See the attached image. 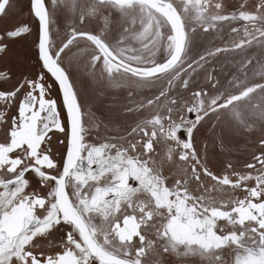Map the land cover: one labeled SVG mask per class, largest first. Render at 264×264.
Returning <instances> with one entry per match:
<instances>
[{"label": "snow or ice", "instance_id": "1", "mask_svg": "<svg viewBox=\"0 0 264 264\" xmlns=\"http://www.w3.org/2000/svg\"><path fill=\"white\" fill-rule=\"evenodd\" d=\"M50 6L54 9L56 0H29L35 30L25 22L0 31V58L8 55L12 42L35 35L42 69L18 74L8 66L0 68V264H171L196 254L220 264L225 249L232 264H264V138L258 142L262 150L243 164L245 171L227 162L219 175L208 168L207 144L199 149L197 144L206 118L264 84L230 96L223 104L213 97L208 111L199 100L207 90H196L191 95L198 102L186 108V117L173 120L169 108L165 117L155 114L122 130L113 119L96 114L94 104L76 86L78 75L87 74L101 84L118 73L148 81L176 67L182 47L170 36L163 62L144 61L141 55H129L136 49H113L104 30L107 23L99 31L72 25L57 43L50 28ZM10 7L11 0H5L0 18ZM88 19L81 11L78 25L86 26ZM81 41L87 46L76 47ZM123 41L122 35L114 39L117 44ZM226 50L215 48L205 55ZM188 86L185 79L183 88ZM167 91L147 103L160 100ZM170 103L176 104L175 97ZM157 129L172 145L169 161L177 148L178 160L192 161L190 175L185 171L182 178L170 180L163 174ZM220 147L224 150L223 141ZM202 174L215 184L242 191L243 197H235L229 207L228 202H210L215 188L193 195L190 182L203 187ZM174 219L194 225V230L174 234ZM129 220L138 227L125 235Z\"/></svg>", "mask_w": 264, "mask_h": 264}, {"label": "flooded vegetation", "instance_id": "2", "mask_svg": "<svg viewBox=\"0 0 264 264\" xmlns=\"http://www.w3.org/2000/svg\"><path fill=\"white\" fill-rule=\"evenodd\" d=\"M28 4L29 0L26 1L25 6L27 7ZM93 4V10L87 11L90 14L86 25L88 29L82 31H99L104 29V25L107 23V28L104 30L114 50L136 49V52H130L129 55H141L144 57V61L154 59L156 62H163L168 54L170 36H174L176 42L183 49L176 67L148 81L138 80L130 74L122 73L116 74L106 84H101L87 74H82L83 78L81 75L78 76L79 78L77 77L76 86L80 89L81 94L94 104L93 110L96 114L103 115L106 119H113L122 130H127L136 122L147 121L155 114L165 117L169 114V108L172 109L173 120L181 115L186 117V108L194 101L198 102V99L191 95V92L196 90L201 92L207 90V96H201L199 100L203 101V108L208 111L211 107L210 99L213 97H219L217 103L223 104L230 96L239 95L248 88L264 84V57L259 58L261 62L257 66V58L253 55V49L256 48L257 43H259V51L264 54V0H117L115 3L113 0H105L102 4L98 0H93ZM19 6L17 0H11V7L7 14L0 18V31L12 25L15 16L12 12H19ZM4 8L5 0H0V12H3ZM98 8H103V10ZM25 13L26 11L23 12V14ZM241 13L245 14V18H241ZM219 14L229 18L219 19ZM222 23L227 24L222 25ZM125 28H127L126 35L123 31ZM205 28L208 30L205 31ZM234 28L237 29L236 32L232 31ZM160 29L162 36L166 39L162 43L157 34ZM121 35L124 37L123 44L115 43V37ZM241 41L245 42L243 46L234 47ZM83 42V45L79 43L76 47H86L87 42ZM215 48L227 50L216 55H205ZM75 50L73 49V51ZM201 56H205V59L200 60ZM30 62V68L18 73L34 74L42 70L36 56ZM225 63L236 66L239 71L236 79H233V90L223 87L219 88V93H213L216 92L219 85L218 71L223 68ZM189 65L192 67L189 68ZM185 79L189 81L187 89L183 88ZM241 79H245V82L242 83ZM214 83L216 86L212 87ZM139 85L140 87H137ZM98 86H104V89H99ZM165 89L168 91L164 97L155 100L150 105L147 103L149 98ZM99 91L104 92L103 97H110V104H101L102 99H99L101 97L98 96ZM129 91L131 92L129 93ZM172 97H175L176 104L170 103ZM117 102L120 109H118V105H115ZM128 107H132L134 111L125 112L124 109ZM219 112H226L225 117L222 118ZM209 117L214 119L211 118V121ZM209 117L204 122V128H201L198 133L197 144L198 149L203 144H207L208 168L218 175L222 174L226 163L219 165V156H215V159L210 158L209 152H212L213 144L211 142L213 140H210L209 134H212L214 129H218L219 126L220 131L221 128H229L228 124L232 125L234 130L230 129L234 132L236 130L237 137L231 138V140H242L239 137H242L240 135L243 132L253 134L257 131L260 135L256 141L251 140L244 143L242 148L236 149L240 150L242 156L238 153L232 159V163L241 172L245 171L243 164L250 162L253 155L262 150L258 142L264 138V88H255L243 99L235 101L226 108L219 109ZM214 123L215 128L212 127ZM249 125L253 126V130L250 132L245 130ZM148 126L151 129L152 126ZM163 131L165 134L168 132L167 120H165ZM101 134H104L103 130ZM157 136L159 152L157 159L163 161V174L170 180L182 178L185 171L190 175L192 161L178 160V148L174 150L171 161H169L168 148L172 145L160 136V129H157ZM219 140H214L217 151L219 150ZM201 180L203 187H199L195 181H192L189 185L190 190L193 195H200L207 188H215L216 190L210 193L215 199L210 202H214L216 206L224 201L228 202L231 207V201L235 197L242 198L244 195L240 190L215 184L211 178L203 176V174ZM166 199L165 196L164 202ZM137 227L135 220H129L125 235L135 232ZM171 227L174 234L185 235L194 230L195 226L190 227L189 224L174 219ZM225 228L227 230V226ZM113 243L115 244V241ZM220 255L224 257L220 264H232L231 254L228 250H221ZM171 264H217V262L201 260L199 254H196L187 260L172 261Z\"/></svg>", "mask_w": 264, "mask_h": 264}, {"label": "rangeland", "instance_id": "3", "mask_svg": "<svg viewBox=\"0 0 264 264\" xmlns=\"http://www.w3.org/2000/svg\"><path fill=\"white\" fill-rule=\"evenodd\" d=\"M26 1L27 0H17V2L20 5L18 8L19 12H17V11L12 12V13H14L15 16L13 17L14 20H13V23H11L12 25L8 29H10L14 26H19L25 22H28V23L32 24V26L35 30L36 21L29 14L28 6L27 7L25 6ZM56 4H57V6L54 9H51V6H50V15L52 17V23L50 25V28H51L52 36L57 41V43L63 41L66 38L67 31L69 30V28L72 25H77L79 27V30H81V31L84 29H86V30L88 29L87 26H79L78 25V19H79V14L81 11L86 16L90 15V14H88L87 11L93 10V7H94L93 0H56ZM98 9H100L101 11L103 10V8H98ZM25 11H26V13L23 14V12H25ZM16 13H19L20 15H18ZM220 17H223V16L221 14H219V18ZM226 24L227 23H222V25H226ZM157 34L159 36V41L161 43L163 40H166L165 37L162 36L161 29H160V31L157 32ZM125 35H126V32H125ZM35 40H36L35 35H29L24 39H20L18 41L12 42L10 45V48H9L8 55L6 57L0 58V61H1L0 68L8 66L9 68H12L13 70H15L17 73L26 71L28 68H30L29 67V66H31L30 61L32 60V58H35V56H36ZM80 44L83 45L84 42L81 41ZM258 45H259V43H257L256 48L253 49V55L257 58L256 59L257 66H259V63L261 62V60L259 58L264 57V54L261 51H259ZM80 48H83V46H81ZM74 50H75V48H74ZM18 64H19V66H18ZM16 66H18V67L15 68ZM242 68H243V66H242ZM242 68H240V69L242 70ZM238 73H239V71L236 69V66H231V65L225 63L223 65V68L218 71L217 80H219L218 81L219 85L216 89V92H213V93H219V88H223V87L228 88L230 90H233L232 89L233 88V79H236V76L238 75ZM82 74H80L81 78H83ZM244 74H245V72H244ZM80 75H78V76H80ZM241 80H242L241 81L242 83L245 82V79H241ZM137 87H140V85ZM98 88L104 89V86H98ZM130 92L131 91H129V93ZM99 99H102L101 104L107 105L108 103L109 104L111 103L110 97H103L102 96ZM115 105H118V109H120L118 102ZM219 113H221L222 118L225 117V115H226L225 114L226 112H219ZM228 115H229V113H228ZM211 118L212 117H209L210 120H211ZM213 119L214 118H212V120ZM228 126H229V128H226V129L221 128L220 131H219V126H218V129H214L211 132L212 134H209V137L211 136L210 140H213V142H211L213 144V148L211 149L212 152H209L210 153L209 155H210V158H213V159H215L214 158L215 156H219V165H220V163L225 164L227 162H233L232 159L238 153L241 154L240 150H236V149L242 148L243 147L242 145L246 142H249L251 140L256 141L257 139H259V136H260V135H258L257 131H256V133H253V134H250L248 132H246V133L243 132V134L240 135L242 137H239L242 140H231V138L235 139V137H237V135L235 133L236 130L234 132L233 126L230 124H228ZM230 128H232L233 130H231ZM220 138L222 140H219ZM214 140H219V150L218 151L216 149V141L214 142ZM221 141H223L224 150H221V147H220ZM241 156H242V154H241Z\"/></svg>", "mask_w": 264, "mask_h": 264}]
</instances>
